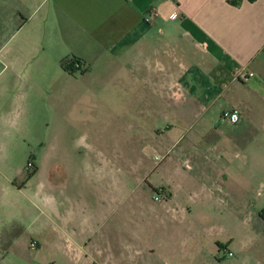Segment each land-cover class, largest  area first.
<instances>
[{"label":"rangeland","instance_id":"obj_1","mask_svg":"<svg viewBox=\"0 0 264 264\" xmlns=\"http://www.w3.org/2000/svg\"><path fill=\"white\" fill-rule=\"evenodd\" d=\"M22 3L0 0V264H264V114L233 132L206 114L191 131V170L174 173L176 149L148 177L163 152L138 145L156 99L132 100L127 68L68 76L59 61L74 56L35 48L32 25L23 27L31 3ZM32 161L41 168L25 196L7 195L14 180L28 181ZM45 178L57 183L60 209L87 217L89 254L104 230L127 262L86 259L78 245L48 239L32 195Z\"/></svg>","mask_w":264,"mask_h":264},{"label":"crops","instance_id":"obj_2","mask_svg":"<svg viewBox=\"0 0 264 264\" xmlns=\"http://www.w3.org/2000/svg\"><path fill=\"white\" fill-rule=\"evenodd\" d=\"M21 2L31 3L23 27L32 25V44L37 50L53 51L58 60L73 55L70 59H79L85 67L79 77L97 66L127 68L132 81L121 84L132 86V100L142 101L144 95L156 99L157 106L148 114L149 137L138 145L139 151L163 152L157 162L145 167L148 177L176 149L174 173L184 175L179 166L191 170L186 151L199 146V133L191 131L206 114H212L219 125L227 124L220 118L223 109L239 110L240 121L230 127L231 132L248 125L249 114H264V0ZM174 11L179 16L171 19ZM32 163L36 172L22 185L14 180L5 188L7 195L25 196L24 188L41 168L38 162ZM56 185L45 178L32 193L37 216L49 222L48 239L65 241L68 249L78 245L86 259L127 262V256L116 257L120 244L104 230L92 241L89 254L87 245L84 248L85 242H91L90 226L83 220L87 217L80 208L60 209ZM127 246L132 243L126 242ZM161 257L167 260L168 255Z\"/></svg>","mask_w":264,"mask_h":264},{"label":"built area","instance_id":"obj_3","mask_svg":"<svg viewBox=\"0 0 264 264\" xmlns=\"http://www.w3.org/2000/svg\"><path fill=\"white\" fill-rule=\"evenodd\" d=\"M179 14L178 12L174 11L170 14V18L171 19H176L178 18ZM70 63H73L75 65H78V66H81L82 67V64H80V62L78 61H72ZM69 63V64H70ZM253 73H249V76H252ZM220 118L223 122L227 123V124H230V125H236L239 123L240 121V114L238 112L237 109H225L221 112L220 114ZM156 159H158V157L156 156L155 157ZM28 165H31L30 163H28ZM227 255H231V253L228 251L227 252Z\"/></svg>","mask_w":264,"mask_h":264},{"label":"flooded vegetation","instance_id":"obj_4","mask_svg":"<svg viewBox=\"0 0 264 264\" xmlns=\"http://www.w3.org/2000/svg\"><path fill=\"white\" fill-rule=\"evenodd\" d=\"M64 70L68 73V74H71V75H74L76 72H84L85 69L81 66H78V65H75L73 63H70L68 65H66V67L64 68Z\"/></svg>","mask_w":264,"mask_h":264},{"label":"trees","instance_id":"obj_5","mask_svg":"<svg viewBox=\"0 0 264 264\" xmlns=\"http://www.w3.org/2000/svg\"><path fill=\"white\" fill-rule=\"evenodd\" d=\"M72 61H78V62H79V59H77V58H72V59H70V60H62V61H61V66H62V68L64 69V68L66 67L67 63H70V62H72ZM35 172H36V168L32 171V173L29 174V177H31Z\"/></svg>","mask_w":264,"mask_h":264}]
</instances>
